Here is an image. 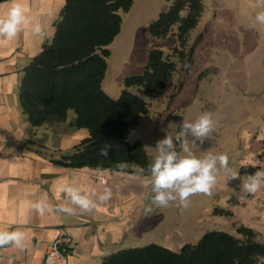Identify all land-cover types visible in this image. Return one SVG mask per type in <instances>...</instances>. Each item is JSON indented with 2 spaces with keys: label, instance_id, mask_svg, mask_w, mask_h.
I'll use <instances>...</instances> for the list:
<instances>
[{
  "label": "trees",
  "instance_id": "obj_1",
  "mask_svg": "<svg viewBox=\"0 0 264 264\" xmlns=\"http://www.w3.org/2000/svg\"><path fill=\"white\" fill-rule=\"evenodd\" d=\"M134 2L65 0L53 38L23 71L19 99L32 130L60 122L73 111L72 127L90 134L71 154L53 159L56 166L131 174L140 170L151 176L153 158L141 141L132 142L131 137L142 116L150 113L148 100L170 87L176 74L188 75L192 69L196 43H190V35L202 19L204 4L202 0H176L150 23L153 39L164 40L173 33L177 45L166 55L155 44L143 73L126 77L121 95L114 99L103 89L109 47L122 30L120 13H129ZM182 88L181 82L176 90ZM104 144L112 146L106 157L99 153ZM258 170L259 166H243L239 175L248 177ZM237 233L239 237L209 231L178 251L156 243L125 248L106 256L100 264H264V244L254 230L241 226Z\"/></svg>",
  "mask_w": 264,
  "mask_h": 264
},
{
  "label": "rangeland",
  "instance_id": "obj_2",
  "mask_svg": "<svg viewBox=\"0 0 264 264\" xmlns=\"http://www.w3.org/2000/svg\"><path fill=\"white\" fill-rule=\"evenodd\" d=\"M217 1L219 6L208 5L213 15L202 31L191 71L188 75L176 74L170 87L148 100L150 113L133 135L153 158L156 143L166 135L175 142L183 121L193 122L203 112L212 113L213 139H205L202 144L197 141L192 151L198 157L226 154L231 172L220 169L211 194L193 195L187 208L172 203L162 209L160 218L167 228L164 236L181 224L177 246L196 243L209 231L238 235L241 226L254 230L257 240L264 244V187L253 194L241 193L247 176L229 179L243 166L264 168V24L255 20L256 14L264 11V3ZM174 2L135 0L132 12L120 13L123 30L117 37L119 41L116 39L109 47L111 57L103 83L104 91L114 99L121 95L126 77L143 73L155 44L166 55L172 54L177 45L174 34L164 40L153 39L149 25ZM134 13L139 24L131 33L128 22ZM200 34V30L193 37L191 34L190 43ZM181 82L183 88L176 90ZM176 150L181 151L178 143Z\"/></svg>",
  "mask_w": 264,
  "mask_h": 264
},
{
  "label": "crops",
  "instance_id": "obj_3",
  "mask_svg": "<svg viewBox=\"0 0 264 264\" xmlns=\"http://www.w3.org/2000/svg\"><path fill=\"white\" fill-rule=\"evenodd\" d=\"M202 1V19L191 32L193 37L197 30L201 31L193 41L196 43L194 62L202 31L213 15L208 5L216 3L219 6L217 0ZM19 2L32 23L12 40L0 37V229L23 231L25 240L22 248L13 245L0 247V264H9V261L11 264H45L47 251L58 230H64L72 241L67 264H100L114 252L149 243L180 250L183 244L177 245L181 224L172 229L169 236H164L167 228L160 216L165 207L151 203V176L136 168L131 169L137 173L131 174L90 168L70 169L52 163L61 155L71 154L75 146L90 134L88 130L72 127L73 111L60 122L32 130L21 109L19 87L24 69L53 38L55 23L60 18L65 0ZM11 3L12 0L0 3V17L7 15ZM163 5L165 8L166 3ZM134 14L128 22L131 33L139 24V17ZM36 23L42 25L43 37L33 34L31 29ZM145 116L140 119L137 129ZM131 141L140 140H134L132 136ZM64 186L79 189L94 199L97 207L89 212L77 209L75 215L60 212L61 205L72 206L61 191ZM105 188H110L113 195L107 202H101L98 195ZM42 200L48 207L40 215L32 205Z\"/></svg>",
  "mask_w": 264,
  "mask_h": 264
},
{
  "label": "clouds",
  "instance_id": "obj_4",
  "mask_svg": "<svg viewBox=\"0 0 264 264\" xmlns=\"http://www.w3.org/2000/svg\"><path fill=\"white\" fill-rule=\"evenodd\" d=\"M262 3H264V0H262ZM255 20L260 24H264V11L258 12ZM31 23L19 0H12L7 15L0 17V37L12 40ZM31 30L35 36L43 37L45 35L44 29L39 23L34 24ZM214 132L215 122L212 113L203 112L193 122L183 121L180 125V131L175 136V142L172 136L166 135L165 138L156 143L154 148L156 154L149 164V172L152 178L150 185L152 204L157 207H167L175 203L178 207L187 208L190 197L193 195L211 194V189L216 183L220 169L231 172L226 154L198 157L192 151V146L196 145L197 141L202 144L205 139H213ZM177 143L180 152L176 150ZM111 147L109 144L101 146L99 149L100 155L108 156ZM230 178L237 179L239 174L233 172ZM262 187H264V168L246 178V181L241 185V193L253 194ZM61 191L66 194L70 205H72H61L59 211L62 213L75 215L77 209L81 212H89L97 207L94 199L82 194L77 188L64 186ZM112 195V190L105 188L98 195V200L107 202ZM32 207L40 215H43L48 206L42 200L34 203ZM24 240L25 233L23 231L0 229V247L13 245L22 248ZM9 264H11V261H9Z\"/></svg>",
  "mask_w": 264,
  "mask_h": 264
},
{
  "label": "built area",
  "instance_id": "obj_5",
  "mask_svg": "<svg viewBox=\"0 0 264 264\" xmlns=\"http://www.w3.org/2000/svg\"><path fill=\"white\" fill-rule=\"evenodd\" d=\"M72 246V241L64 230H58L55 241L50 245L45 264H67L69 255L68 249Z\"/></svg>",
  "mask_w": 264,
  "mask_h": 264
}]
</instances>
